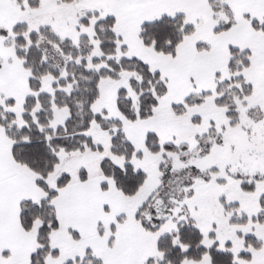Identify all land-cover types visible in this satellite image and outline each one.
<instances>
[{"label": "snow or ice", "instance_id": "1", "mask_svg": "<svg viewBox=\"0 0 264 264\" xmlns=\"http://www.w3.org/2000/svg\"><path fill=\"white\" fill-rule=\"evenodd\" d=\"M0 264H264V0H0Z\"/></svg>", "mask_w": 264, "mask_h": 264}]
</instances>
